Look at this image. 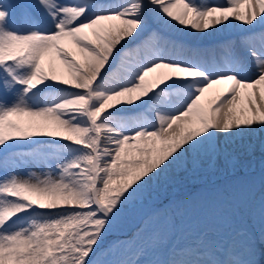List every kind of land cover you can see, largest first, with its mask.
Masks as SVG:
<instances>
[{
	"label": "snow or ice",
	"instance_id": "1",
	"mask_svg": "<svg viewBox=\"0 0 264 264\" xmlns=\"http://www.w3.org/2000/svg\"><path fill=\"white\" fill-rule=\"evenodd\" d=\"M254 140L264 0H0V264H264V199L162 204Z\"/></svg>",
	"mask_w": 264,
	"mask_h": 264
},
{
	"label": "rangeland",
	"instance_id": "2",
	"mask_svg": "<svg viewBox=\"0 0 264 264\" xmlns=\"http://www.w3.org/2000/svg\"><path fill=\"white\" fill-rule=\"evenodd\" d=\"M189 185H194L192 189L195 190L188 197L182 192V188ZM241 191L244 193V202L234 217V225L237 228L244 224L251 225L248 205H258L261 199H264V153L249 155L244 159L238 158L235 166L225 162L221 167L215 166L212 170L194 175L191 180H177L169 187L162 204L172 202L174 205L183 200L192 203L186 210L182 208L176 213L181 226L207 230L214 234L223 229L230 214L227 202L232 199L234 193Z\"/></svg>",
	"mask_w": 264,
	"mask_h": 264
},
{
	"label": "bare ground",
	"instance_id": "3",
	"mask_svg": "<svg viewBox=\"0 0 264 264\" xmlns=\"http://www.w3.org/2000/svg\"><path fill=\"white\" fill-rule=\"evenodd\" d=\"M216 39H217L216 37H213V38H209L208 40L202 41L199 43L209 45V44L213 43ZM258 153H261V154L264 153V147L261 146L259 140H254L250 147H248L246 150H242L241 152H239L238 158L244 159V158L248 157L249 155H254V154H258ZM217 162H219V163H216L215 166L221 167V165H223L225 163V160L222 158V159L218 160ZM204 167L207 168V165H205ZM192 178H193V176H187L185 174H181L180 177H178V180H184V179L191 180ZM128 227H131V224H129Z\"/></svg>",
	"mask_w": 264,
	"mask_h": 264
}]
</instances>
